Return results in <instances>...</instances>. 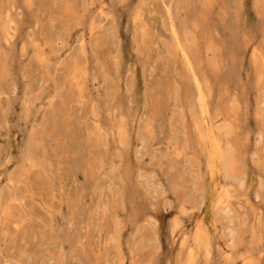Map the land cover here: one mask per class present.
<instances>
[{"label": "rangeland", "instance_id": "374dc122", "mask_svg": "<svg viewBox=\"0 0 264 264\" xmlns=\"http://www.w3.org/2000/svg\"><path fill=\"white\" fill-rule=\"evenodd\" d=\"M0 264H264V0H0Z\"/></svg>", "mask_w": 264, "mask_h": 264}]
</instances>
